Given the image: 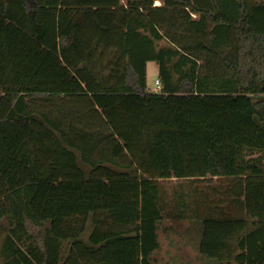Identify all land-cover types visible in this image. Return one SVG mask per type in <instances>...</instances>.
I'll list each match as a JSON object with an SVG mask.
<instances>
[{"label":"trees","instance_id":"obj_1","mask_svg":"<svg viewBox=\"0 0 264 264\" xmlns=\"http://www.w3.org/2000/svg\"><path fill=\"white\" fill-rule=\"evenodd\" d=\"M154 2L0 0V264H264V0Z\"/></svg>","mask_w":264,"mask_h":264},{"label":"rangeland","instance_id":"obj_2","mask_svg":"<svg viewBox=\"0 0 264 264\" xmlns=\"http://www.w3.org/2000/svg\"><path fill=\"white\" fill-rule=\"evenodd\" d=\"M124 1V0H122ZM156 6L160 5L159 0H155ZM165 45L164 43L160 44ZM158 76V68L156 63L149 62L146 69V84L149 92H155L156 87L154 81ZM215 181V180H214ZM174 182V181H172ZM158 185L169 184L167 181L157 180ZM188 224L181 221H164L158 229V241L160 249L154 255L157 264H198V253L193 240L192 234H186ZM90 231L89 225L87 226L86 232L82 238L86 240L87 235ZM178 257L180 261L173 259V261L166 262L171 257ZM188 261V262H187Z\"/></svg>","mask_w":264,"mask_h":264},{"label":"crops","instance_id":"obj_3","mask_svg":"<svg viewBox=\"0 0 264 264\" xmlns=\"http://www.w3.org/2000/svg\"><path fill=\"white\" fill-rule=\"evenodd\" d=\"M154 85H155V81H154ZM156 90V89H155ZM173 259H176L177 261H180V258H178V257H171V258H169L168 260H166V262H169V261H173ZM188 262V261H187ZM166 264V263H165Z\"/></svg>","mask_w":264,"mask_h":264},{"label":"built area","instance_id":"obj_4","mask_svg":"<svg viewBox=\"0 0 264 264\" xmlns=\"http://www.w3.org/2000/svg\"><path fill=\"white\" fill-rule=\"evenodd\" d=\"M155 87H156V91L159 89V82L158 80H155Z\"/></svg>","mask_w":264,"mask_h":264}]
</instances>
